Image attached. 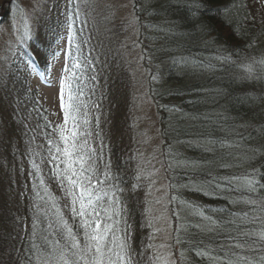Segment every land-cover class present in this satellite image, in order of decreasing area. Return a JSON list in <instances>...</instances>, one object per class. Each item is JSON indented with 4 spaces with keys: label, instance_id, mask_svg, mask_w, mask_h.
Instances as JSON below:
<instances>
[{
    "label": "trees",
    "instance_id": "obj_1",
    "mask_svg": "<svg viewBox=\"0 0 264 264\" xmlns=\"http://www.w3.org/2000/svg\"><path fill=\"white\" fill-rule=\"evenodd\" d=\"M194 3L202 7L197 10L192 7ZM261 5L258 0H135L141 22L140 43L148 56L145 61L148 92L160 116L177 264H219L211 255L195 253L207 249L210 254L219 255L220 248L214 241H222L226 232L236 231L217 223L215 234L209 233L208 220L198 215L201 211L217 221L236 219L252 231L264 227V211L259 210L264 209V193L257 189L254 195H240L245 191L244 180L254 176L264 183V13ZM79 63L81 68L76 71L73 82V96L80 106L76 120L90 133L87 139L93 150L91 163L97 174L107 171L121 189L116 193V209H123L115 217L116 235H121L120 229L126 222L131 234L133 264L143 263L150 244V232L142 225L141 217L145 193L136 184V164L133 165L119 140H115L116 126L111 117L114 111L109 109L108 116L100 101L103 95L118 96L122 92L119 89L127 87L117 75L110 79L98 78L97 62L91 53L81 57ZM34 102L32 95L22 92L3 111L8 131L0 136V142L8 148V164H2V170L10 174L15 171L25 190L14 205L15 214H11L14 221L2 220L0 239L6 240H0V264H44L37 258L47 255L53 237L47 228L53 218V205L72 222L70 198L52 175L48 161V137L54 141L59 139V125ZM102 114L107 117L101 118ZM71 124L69 121L67 128ZM100 134L103 135L99 137ZM4 154L0 153L3 158ZM212 177L232 179L240 192L226 191L221 181V188L211 194L216 183ZM47 180L65 192L58 206L48 199L51 188ZM256 196L262 198L256 201L254 211L247 201ZM244 212L256 217V221L251 223L248 218L240 217ZM228 213L235 215L228 216ZM201 240L203 245L199 243ZM224 251L239 252V249L225 248ZM245 254L255 259L264 255V250Z\"/></svg>",
    "mask_w": 264,
    "mask_h": 264
},
{
    "label": "rangeland",
    "instance_id": "obj_2",
    "mask_svg": "<svg viewBox=\"0 0 264 264\" xmlns=\"http://www.w3.org/2000/svg\"><path fill=\"white\" fill-rule=\"evenodd\" d=\"M258 1L262 3L264 13V0ZM67 17L75 21L71 33L72 55L65 54L69 35L65 27ZM140 23L135 0H72V3L70 0H0V136L8 131L3 122L6 104L22 92L32 95L34 103L47 111L50 120L63 125L64 114L60 109L61 70L65 64L71 66L76 63L75 57L80 60L91 53L97 62L98 78L110 79L112 75H117L127 87L126 90L119 89L122 92H118V96L114 94L109 98L108 94L103 95L100 101L108 116L109 109L114 111L111 117L116 126L115 140H119L133 165L136 164V184L145 193L141 217L142 225L150 232V244L147 260L139 264H177L172 245V216L163 163L160 116L148 92ZM25 24L32 39L21 47L19 40ZM35 50L44 54L56 51L60 55L56 60L49 55L50 69L45 67L43 57H35L38 66L32 70L27 66V61ZM25 51L29 56L24 55ZM103 59L104 62L108 61L107 64H103ZM43 79L47 85L41 83ZM113 89L116 91L117 87L114 85ZM114 104L118 105L113 108ZM106 117L101 115V118ZM81 129L86 128L83 126ZM79 138L84 139L83 132ZM87 142L91 146L88 139ZM2 151L5 158L0 155V233L2 220L6 221L7 216L15 214L13 209L16 200H19L18 195L23 196L25 190L23 181L17 180L15 171L10 174L2 170V164H8V148L0 142V153ZM138 173L142 175L138 177ZM50 188L48 199L58 206L63 202L62 193L65 192L52 184ZM4 213L6 216H3Z\"/></svg>",
    "mask_w": 264,
    "mask_h": 264
},
{
    "label": "snow or ice",
    "instance_id": "obj_3",
    "mask_svg": "<svg viewBox=\"0 0 264 264\" xmlns=\"http://www.w3.org/2000/svg\"><path fill=\"white\" fill-rule=\"evenodd\" d=\"M72 3V0H70ZM195 9L202 7L199 3L192 5ZM75 14V13H73ZM195 15V12L193 13ZM75 21L70 17L66 18L65 27L69 31L67 36L66 55H72L71 47L73 43L72 30ZM32 39L27 24L20 37L19 44L21 47L27 45ZM77 48L79 46L77 45ZM25 56L29 53L25 51ZM56 60L60 55L59 52L53 51L49 54L41 53L35 50L29 60L27 66L32 70H36L38 61L35 57H43L46 68H51V60ZM81 66L78 62L71 66L65 64L61 70L60 80V109L64 114L63 125L58 126L59 139L53 140L48 137L49 152L48 161L52 169V175L58 179L61 188L70 198L69 212L71 214V223L62 214L61 210L53 205V218L47 224V228L53 233L46 256L37 258L43 260L44 264H133V250L131 247V234L125 222V227L120 229L121 235L117 237L116 228L114 226L115 217L123 211L116 209V193L121 189L113 182L114 178L104 172L100 175L93 164V150L88 146L86 137L90 134L86 129L78 126L75 114L80 111V106L74 99L73 81L76 79V69ZM94 67V65H90ZM43 75V73H41ZM65 89H67V103H65ZM72 121L71 127L65 126ZM83 132L84 139H80V133ZM67 133V134H66ZM142 175V173H138ZM101 176L103 177L101 179ZM264 179V177H262ZM215 181L213 193L221 188L231 190L233 193L240 192V189L233 186L232 179L226 177H212ZM95 182V183H94ZM42 183V181H41ZM211 186V181L208 182ZM97 184L102 187H97ZM244 192H240L241 196L247 193L255 194L257 189L264 193V183H260L253 176L251 179L244 180ZM204 195H210L204 192ZM262 197L256 196L250 198L247 202L256 209V201ZM234 202V201H233ZM264 211V209H259ZM111 213V214H109ZM198 215L209 222L207 231L215 234V225L217 223L224 225L226 228H235V232H226L224 239L214 241L220 248V254H210L209 250L196 251L197 256L211 255L213 260L219 264H264V255H258L255 259L249 258L245 253L247 251H255L260 253L264 250V227L252 231L248 226L237 223L236 219L214 220L211 216H206L203 211ZM235 214L228 213V216ZM240 217L248 218L251 223L256 221V217H250L249 213L239 214ZM36 228V222H33V229ZM246 229H248L246 231ZM35 234V233H33ZM59 236V239L55 237ZM203 245V241H199ZM257 245L260 247L258 248ZM228 249H239L237 251H224Z\"/></svg>",
    "mask_w": 264,
    "mask_h": 264
},
{
    "label": "bare ground",
    "instance_id": "obj_4",
    "mask_svg": "<svg viewBox=\"0 0 264 264\" xmlns=\"http://www.w3.org/2000/svg\"><path fill=\"white\" fill-rule=\"evenodd\" d=\"M141 24V23H140ZM140 35H141V33H140ZM148 59V56H145V54H144V58H143V63H144V65L146 66V64H145V61ZM147 67V66H146ZM7 218V221L8 222H13L14 221V218L11 216V215H9V216H7L6 217ZM1 241L3 240H6V239H4L3 237L0 239ZM3 245H5L6 246V243H3Z\"/></svg>",
    "mask_w": 264,
    "mask_h": 264
}]
</instances>
